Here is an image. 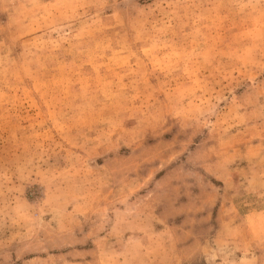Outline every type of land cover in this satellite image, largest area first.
Masks as SVG:
<instances>
[{
  "label": "rangeland",
  "instance_id": "1",
  "mask_svg": "<svg viewBox=\"0 0 264 264\" xmlns=\"http://www.w3.org/2000/svg\"><path fill=\"white\" fill-rule=\"evenodd\" d=\"M0 264H264V0H0Z\"/></svg>",
  "mask_w": 264,
  "mask_h": 264
}]
</instances>
